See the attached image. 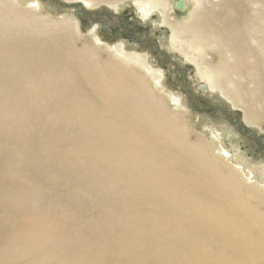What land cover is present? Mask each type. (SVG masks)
<instances>
[{"label": "bare ground", "instance_id": "obj_1", "mask_svg": "<svg viewBox=\"0 0 264 264\" xmlns=\"http://www.w3.org/2000/svg\"><path fill=\"white\" fill-rule=\"evenodd\" d=\"M160 1L137 5L162 46L263 130L264 0ZM39 6L0 0V264H264V161L218 122L192 137L151 60L105 59Z\"/></svg>", "mask_w": 264, "mask_h": 264}, {"label": "rangeland", "instance_id": "obj_2", "mask_svg": "<svg viewBox=\"0 0 264 264\" xmlns=\"http://www.w3.org/2000/svg\"><path fill=\"white\" fill-rule=\"evenodd\" d=\"M29 1L32 0H22L23 3ZM35 1L40 4L38 10L55 22L64 18L76 21L81 29L80 44H89L103 58L124 60L121 57L124 54V58L137 56L142 59L147 57L148 60H151L157 71L162 70L167 75V80L163 82V85L160 81L150 79L153 89L157 92L165 108L175 116L179 115V112L169 98L168 92L172 93V87L181 94L180 102L188 106L185 105L182 122L189 125L192 137L207 131L203 127L204 124L218 122L223 124L224 129L237 132L233 137L236 136L242 151L247 154L249 160L256 159V163L264 161V129L244 125L243 112L233 108V105L218 93H208L206 88H203V83L195 77L194 66L190 63H183L182 58L169 49V44L166 47L162 46V41L165 42L169 38V31L160 26V15L156 12L147 15V8L141 9L137 5L138 1L147 2L149 0H124L118 6L101 4L92 9L85 7L78 0L72 2L65 0ZM166 1L168 6L176 3L175 0ZM157 2L162 3L160 0ZM159 12H163V10L160 9ZM172 15L175 19L184 17L180 11L178 14ZM124 62L127 63V61ZM135 67L140 73L145 74L141 67ZM148 77L146 76V78ZM207 132L210 135V131ZM212 132L216 136L222 135L221 130ZM209 138H212L211 135ZM50 219L39 220L36 224L47 225ZM4 240V236L0 238V245L4 243ZM82 261L85 263L89 259L86 257Z\"/></svg>", "mask_w": 264, "mask_h": 264}, {"label": "water", "instance_id": "obj_3", "mask_svg": "<svg viewBox=\"0 0 264 264\" xmlns=\"http://www.w3.org/2000/svg\"><path fill=\"white\" fill-rule=\"evenodd\" d=\"M181 4H182V3L179 4V5H180V6H179L180 8H181Z\"/></svg>", "mask_w": 264, "mask_h": 264}]
</instances>
